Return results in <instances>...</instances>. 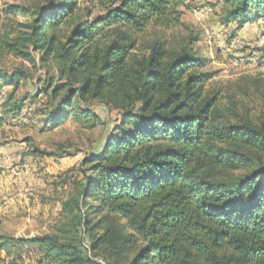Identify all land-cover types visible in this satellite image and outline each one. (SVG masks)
Segmentation results:
<instances>
[{
  "label": "trees",
  "instance_id": "16d2710c",
  "mask_svg": "<svg viewBox=\"0 0 264 264\" xmlns=\"http://www.w3.org/2000/svg\"><path fill=\"white\" fill-rule=\"evenodd\" d=\"M99 1L103 14L92 20L90 13L77 19L79 0H45L21 26L25 32L15 33L9 23L0 29V58L34 64L38 55L75 85L54 107L53 124L74 95L122 111L101 150L81 161L86 183L79 198L65 203L72 217L63 236L0 237V264H94L96 243L84 247L80 238L87 200L119 220L112 222L115 234L107 231L110 261L132 252L127 264H264V167L247 153L264 152V125L223 120L217 97L204 92L205 59L189 48L169 57L155 41L136 54L137 36L148 27L178 23L182 0ZM224 1L223 21L237 30L250 11L264 17V0ZM22 76L3 73L0 87L14 93ZM251 165L237 178L215 176L216 168Z\"/></svg>",
  "mask_w": 264,
  "mask_h": 264
},
{
  "label": "rangeland",
  "instance_id": "374dc122",
  "mask_svg": "<svg viewBox=\"0 0 264 264\" xmlns=\"http://www.w3.org/2000/svg\"><path fill=\"white\" fill-rule=\"evenodd\" d=\"M45 0H0V29L11 24L15 33L25 32L31 13ZM77 19L89 20L103 14L99 0H79ZM10 8L28 12L12 14ZM228 10L224 0H182L180 17L174 26L148 27L137 36L136 54L141 55L153 42H159L169 57L189 48L205 59L200 71L210 75L204 92L216 96L223 120L264 125V17L250 11L249 21L240 30L234 22H224ZM25 24V25H24ZM63 30V29H62ZM63 32H66L64 28ZM27 63L12 56L0 58L3 73L23 72L18 88L0 87V237L14 241L48 234H58L71 214L65 203L79 198L86 183L81 161L98 153L108 134L118 125L122 111L105 100H76L64 111L66 115L52 123L54 107L69 90L52 62ZM92 114H94L93 117ZM34 150L44 152L35 155ZM257 167H264V152L247 151ZM51 154V155H47ZM255 165V166H256ZM247 169L216 168L219 179L237 178ZM83 207L87 227L81 231L82 246L96 243L91 252L94 264H127L132 252L111 258L107 231L114 234L113 215L97 210L92 200ZM119 221V220H116ZM120 224L125 226L124 221ZM129 233V231H127Z\"/></svg>",
  "mask_w": 264,
  "mask_h": 264
}]
</instances>
